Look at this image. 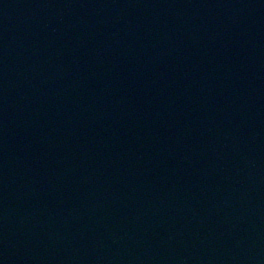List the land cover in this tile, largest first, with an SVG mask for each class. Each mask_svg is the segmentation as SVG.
Instances as JSON below:
<instances>
[{
  "label": "water",
  "instance_id": "1",
  "mask_svg": "<svg viewBox=\"0 0 264 264\" xmlns=\"http://www.w3.org/2000/svg\"><path fill=\"white\" fill-rule=\"evenodd\" d=\"M0 264H264V0H0Z\"/></svg>",
  "mask_w": 264,
  "mask_h": 264
}]
</instances>
